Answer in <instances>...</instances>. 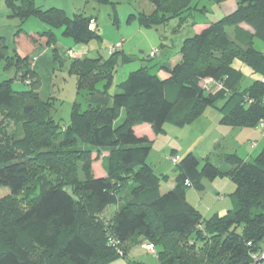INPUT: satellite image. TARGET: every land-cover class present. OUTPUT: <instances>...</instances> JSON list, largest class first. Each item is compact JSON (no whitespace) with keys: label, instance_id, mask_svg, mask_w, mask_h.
<instances>
[{"label":"trees","instance_id":"16d2710c","mask_svg":"<svg viewBox=\"0 0 264 264\" xmlns=\"http://www.w3.org/2000/svg\"><path fill=\"white\" fill-rule=\"evenodd\" d=\"M6 1L11 17L24 21L36 15L51 28L26 32L29 52L43 44L57 51L55 29L77 45L101 41L98 28L89 30L94 17L68 18L61 11L43 12L32 0ZM149 1L155 12L139 16L147 28L181 19L193 2ZM226 1L215 0L218 5ZM236 2L231 14L185 40L175 67L134 71L115 95L110 90L120 56L130 61L122 51L106 61L72 58L69 73L77 77L78 94L86 95L88 109L75 103L66 126L54 119L51 99H41L39 81L26 80L37 75L30 53L22 56L15 49L8 57L9 47L0 38V62L33 87L15 92L11 81L0 85V115L17 129L12 136L6 133L0 145V189L11 193L0 203V264H112L126 261L132 245L145 243L156 248L160 264H250L251 255L264 248V147L250 161L236 153L219 155L223 168L209 156L189 153L175 165L174 189L162 194L161 184L170 176L156 174L148 163L152 142L134 131L148 124L164 135L167 125L190 126L210 108L220 111V123L227 127L254 129L264 122V52L256 47L258 41L264 44V0ZM24 32L19 29L18 37ZM235 62L260 79L243 89L244 75ZM161 70L170 74L168 80L158 76ZM208 79L213 85L205 88ZM94 153L97 159L109 154L105 178L94 175ZM217 179L235 185L233 208L207 219L188 203L187 192H203L207 182ZM125 191L129 195L123 201ZM112 206L118 209L107 226L102 216ZM111 238L122 255L109 245Z\"/></svg>","mask_w":264,"mask_h":264},{"label":"rangeland","instance_id":"374dc122","mask_svg":"<svg viewBox=\"0 0 264 264\" xmlns=\"http://www.w3.org/2000/svg\"><path fill=\"white\" fill-rule=\"evenodd\" d=\"M37 9L48 11H61L68 18H73L76 15H83L85 17H96L98 21L99 30L101 31V41L93 40L88 45H77L75 42L62 34L61 29H55L58 41L56 44L57 51L54 48H49L45 44L35 47L33 52H29L31 45L28 33H43L49 31L51 28L44 24L42 20L33 15L28 19L21 21L17 17H11V11L7 5L6 0H0V38H3L8 49V57L15 55V49L24 56L30 53L31 69L34 70L36 77L31 78V75L26 78L28 82L39 81L38 93L44 101L50 100L53 103V117L61 124L66 126L70 123L72 108L75 103L81 105L82 111L88 109L86 95L84 93L78 94L77 77L69 73L68 65L71 58L68 57L70 49H75L77 53L83 49L84 53L77 54V59H82L88 56L91 59H102L106 61L112 56L111 48L121 39L126 41L125 45L130 43L126 53L130 61H124L122 55L120 56L118 71L115 75L114 86L110 90L111 95H115L120 90L118 85L124 82L130 73L139 71L146 66L154 67L167 61H173L180 54L182 46L186 39L197 35V28L204 26L208 22L215 23L219 21L220 15L223 13L221 5H218L215 0H193L191 9L181 17V19H172L169 22L157 25L156 27L147 28L141 26L139 16L141 14L150 15L155 12L154 6L149 0H110L109 4H97L92 0H32ZM113 4L116 9H114ZM221 17V16H220ZM19 29L25 32L18 37ZM258 50L264 52V44L256 43ZM158 50V55L151 57V53ZM122 51V50H121ZM145 52V53H143ZM60 58H56V55ZM149 57L153 58L149 60ZM75 60V59H74ZM235 67L241 68L244 79L242 88L249 87L251 80L250 70L241 63H236ZM155 68L153 71H155ZM6 81L12 82V87L15 92H25L32 90L33 87L28 85L26 81L22 80L17 75L16 70L12 66L5 67L3 62H0V85ZM206 85L205 81L202 83ZM125 118V112L121 113L120 119L116 125L122 124ZM260 127V126H259ZM204 137L214 135L212 130L203 129ZM17 129L14 123L6 121L3 115H0V145L5 144L7 140L6 133L10 136L16 134ZM201 136V134H199ZM198 137V135L196 136ZM195 137V138H196ZM193 138L192 140H194ZM228 143H232L228 140ZM205 151V150H201ZM244 151V150H243ZM260 151V150H259ZM258 151V152H259ZM162 150L160 145L153 149L148 163L155 167H161L171 177L174 184V174L176 170L172 162L161 164ZM203 153V152H201ZM109 154L105 153L103 157L97 159V154L92 155L94 162L92 168L97 174L105 171L104 157ZM204 157L207 154H203ZM220 152L214 151L211 154L210 162L219 168H223L224 164L220 158ZM202 158L203 156H199ZM160 173V171L158 172ZM162 177V174H159ZM169 185V184H168ZM163 184L162 192L168 193L172 188ZM123 193L122 200H126L129 193ZM193 192H195L193 190ZM188 193V192H187ZM228 202L232 194L226 192ZM11 198V193L7 189H0V203H4ZM188 202L190 205L201 210L197 194H191ZM211 201L205 203L210 205ZM116 213V206L110 207L103 215V219L108 226L112 220V216ZM160 264L157 255L148 254L142 245H132L126 256V261L119 258L112 264Z\"/></svg>","mask_w":264,"mask_h":264},{"label":"crops","instance_id":"0c3cea01","mask_svg":"<svg viewBox=\"0 0 264 264\" xmlns=\"http://www.w3.org/2000/svg\"><path fill=\"white\" fill-rule=\"evenodd\" d=\"M221 7L223 9V13L222 15H220L221 17L219 16V18L222 19L225 16L231 14L236 9L237 2L236 0H227L226 2L221 4ZM211 24L213 23L208 22L204 26H199L197 28L196 34H200ZM97 25H98V21H97ZM243 27L246 30H251L249 29V27L245 25H243ZM119 43H123L122 52L126 53L128 46H130V43L125 45L126 41L124 39H121V41L116 43L115 45ZM72 51L76 52L75 49H72ZM83 51L84 50L81 49L80 52L79 53L76 52V54L80 55L81 53H84ZM180 61H181V54H179V56L175 58L173 61H167L162 64H170L172 67H175ZM236 63L237 62H235V64ZM237 69L242 71L241 68H237ZM249 70L251 74V80L253 79V82L260 79V77L255 75L251 69ZM158 76L162 80H168L170 78V74L165 70H161L158 73ZM99 88L102 89V85ZM221 117L222 115L219 110L210 108L205 112V114L200 119H198L195 123H193L190 126L177 128L167 125L165 127L166 133L164 135H156L152 127L148 124L137 126L134 128V131L138 137L141 138L146 137L152 142V150L150 156L153 152V149L157 147V145H160V149L162 150L161 160H163L161 164L167 163L169 161L171 162L170 160L171 157H178L182 159L189 153H193L197 157L203 156L202 158H205L213 154L214 151H219L220 154L236 153L244 160L247 161L253 160L262 151L264 147V126L254 129L227 127L221 125L220 123ZM204 128L206 130L209 129L214 132L212 138L211 135L208 137H204V135L202 134ZM199 134H201V136ZM197 135L198 137H196ZM193 138L195 139L192 140ZM228 140H231L232 143H228ZM201 150H205V151H201ZM203 154H207V155H205L204 157ZM152 166L154 167L157 175L162 174V176H165L166 173H164L165 171H163L164 169L161 167L162 165H160V167L157 166L155 167L154 165ZM159 171L160 173H158ZM173 174H174V180H173L174 184L172 183L171 177L169 182L166 183V185L169 184L167 187L172 188L171 190H173L175 187V178L177 175L175 171L173 172ZM94 175L96 178H105L107 176L106 171L100 172V174H97V176L94 171ZM163 184L164 183L161 184L162 194H164L162 192ZM205 185L206 188L203 192H197L192 188L189 189L187 193V201L190 202L189 197L191 194L193 193H195V195L197 194L199 200L198 207L200 209L202 208L201 210H199L198 208L197 209L207 219L213 217L214 215L223 216L233 208V199L231 197L230 201L228 202L227 199L228 195L226 194V192H230L231 194L234 193L235 185L233 184V182H231L228 179H217L213 182H207ZM193 190L195 192H193ZM208 201H211V203L210 205L207 206L205 205V203ZM117 209L118 208L116 207V212ZM145 245L146 243L143 244L142 247L144 248ZM146 252L150 254L148 251ZM152 255H157V251L155 254Z\"/></svg>","mask_w":264,"mask_h":264},{"label":"built area","instance_id":"2783aa9c","mask_svg":"<svg viewBox=\"0 0 264 264\" xmlns=\"http://www.w3.org/2000/svg\"><path fill=\"white\" fill-rule=\"evenodd\" d=\"M97 28H98L97 21L93 19L90 22V24H89V30L92 31V32H95L97 30ZM121 50H123V43H119V44L113 46L110 51L113 54V53L119 52ZM157 55H158V50L152 51L151 57H155ZM68 57L72 59V58H76L78 56H77L76 52H74L72 50H69ZM205 83H206V85H204L205 88L209 87L210 85H213V81L211 79L206 80ZM259 126L263 127L264 126V122H261ZM170 160H171V162L174 165H176L177 163H179L180 158L171 157ZM109 245L112 246V247H115L117 249V252H118L119 255L123 254V252L121 251V249L119 247V242H117L114 238L113 239L111 238L109 240ZM144 248L150 254H155L156 253V248L152 244H146L144 246ZM250 264H264V248L262 250H260L258 252H255V253H253L251 255Z\"/></svg>","mask_w":264,"mask_h":264}]
</instances>
